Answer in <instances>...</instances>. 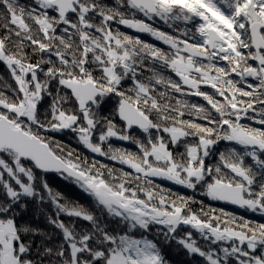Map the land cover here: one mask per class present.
<instances>
[{"label":"snow or ice","instance_id":"1","mask_svg":"<svg viewBox=\"0 0 264 264\" xmlns=\"http://www.w3.org/2000/svg\"><path fill=\"white\" fill-rule=\"evenodd\" d=\"M113 22L167 50L114 30ZM0 32V63L15 84L0 80V264H168L156 242L117 233L107 218L145 232L159 226L166 241L206 264H264V223L211 208L194 212L191 197L174 196L152 179L201 187L211 200L264 214V0H116L114 7L102 0H0ZM113 97L112 115H101ZM133 128L146 138L132 136ZM63 131L131 171L81 159L46 135ZM112 138L134 142L139 152L113 148ZM221 141L240 150L206 163ZM36 170L65 174L94 198L97 211L65 201ZM30 201L54 206L46 219L62 235L57 246L42 240L33 251L22 239H51L39 227L18 225ZM61 216L90 229L78 231L75 220ZM181 226L227 246L201 248L191 231L177 237Z\"/></svg>","mask_w":264,"mask_h":264},{"label":"trees","instance_id":"2","mask_svg":"<svg viewBox=\"0 0 264 264\" xmlns=\"http://www.w3.org/2000/svg\"><path fill=\"white\" fill-rule=\"evenodd\" d=\"M19 2L21 4H30L31 0H19ZM102 2L108 4L109 6H113V7L116 6V0H102ZM111 26L114 30L118 29L119 31H122L128 35L138 36L146 42L155 44L157 47H161L167 50L166 45H163L162 42L156 41L154 38H152L151 36L145 33L135 32L132 29H128L123 25L117 24L116 22H113ZM154 26L159 27L165 31H171V29H168L166 25L162 24L159 21H156ZM0 34H2V32H0ZM38 58L39 57L37 55H33L31 57L32 62L35 63ZM45 67H47V65H45ZM164 74L172 76L173 79H177L174 75H172L170 72L166 70L164 71ZM96 75H99V73L97 72ZM145 75H148V73H145ZM0 80H6L9 84L15 87L14 82L11 80L10 73L8 72L5 65L2 63H0ZM130 85H131L130 80L124 81L125 87H129ZM54 86L55 85H53V87ZM202 90L208 93H212L213 91L211 88L208 87H203ZM183 98L187 99L190 103L205 105L207 107V102L204 101L202 97L188 96ZM48 103L49 101L46 99L45 102L41 105L42 112L48 107ZM115 105H116V98L114 97L110 98L108 102L104 104L103 107L101 108L100 114L103 116H111ZM68 107L75 108V105L70 104L68 105ZM184 118L194 119L196 120V122L204 123V121H201L195 117H190L188 115H186ZM114 119L117 126L123 129V122H121L118 117H115ZM243 123L248 124L252 122L245 120L243 121ZM253 126L259 127V125L256 124H253ZM128 131L132 136H134L137 139H145L147 135V134H142L141 131L138 129H133ZM46 135L51 140H53V142H59L60 144H62L65 147L66 151L74 150V153L76 155H79L81 159L86 158L89 162L98 161L99 163L106 164L109 167L116 170L131 171V169H129L127 165H121L117 161H112L107 157L99 156L97 154L90 152L86 147H84V145H82L79 142L76 134L72 133L71 131L49 132ZM190 142H194V141H190ZM109 143L113 148H121L127 150L128 152H133V153L139 152L137 145L132 141H121L119 139L112 138L109 141ZM170 147L172 146L170 145ZM105 148H107V145H105ZM232 148H235L238 151L240 150V146L234 143H230L226 141L219 142L213 149L212 154L207 158L206 163L210 165H215L219 159V153L226 152ZM174 151L175 152L183 151V146L175 148ZM246 162L251 163L250 160H246ZM36 174L42 180L46 181L49 184V186L53 189V191L59 192L64 197L65 201L69 203H78L92 211H97L95 207L94 198L91 197L88 193H86L83 189H81L80 186L76 184L72 179L66 178V176L62 174H44L39 170H36ZM152 179L155 185H158L159 188L164 189L167 192H170L174 196L179 195L184 197H191L194 202L190 204V207L194 212H199L201 207H203L205 210L211 208V209H216L217 212L223 210L227 213L234 215L235 217H237V219L243 218L245 220L251 221L254 224L264 223V214L260 213L259 211L253 212L246 208L239 209L233 205L226 204L222 201L211 200L210 198L204 195L203 189L201 187H198L195 191H193L191 189H187L181 185L175 184L166 179H162L159 177ZM39 184L40 181L38 180L37 181L38 187ZM0 199H2V197H0ZM54 212L55 209L51 203L46 202L44 205L41 206L38 205L35 201H30L27 211L21 213L18 216L17 219L18 225L22 226L27 222L33 227H39L45 234L51 235V239H45L44 237L41 236L33 237L31 233L27 235H23L22 239L24 240L25 243L32 242L33 251L36 250L37 246L40 245L42 240L49 247H55L59 243H61L62 235L60 231L52 227L50 224H48L46 219L47 214H54ZM61 219L64 220L66 223L70 220H75V226L78 231L90 229V225L82 220L70 218L67 216H61ZM107 222L109 224L110 229L114 230L117 233L127 232L134 239L147 238L156 242L159 248L161 249L164 258L168 262V264H206L204 258L198 255H191L187 253L182 248V246H180L175 240L166 241L164 237L159 234V226L153 225L147 232H145L142 229H128L124 225L112 221L110 218H107ZM189 231L193 233V236L197 239V242L201 248L204 249L211 248L219 251L220 248L227 246V244H215V245L210 244L209 242L201 239L198 233H196L193 229L187 226H181L177 230L176 235L177 237H182Z\"/></svg>","mask_w":264,"mask_h":264},{"label":"water","instance_id":"3","mask_svg":"<svg viewBox=\"0 0 264 264\" xmlns=\"http://www.w3.org/2000/svg\"><path fill=\"white\" fill-rule=\"evenodd\" d=\"M134 129V128H133ZM45 174H62V173H58V172H55V171H50V172H46ZM65 175V174H64ZM226 203V202H225ZM227 204H230V203H227ZM230 205H232V204H230ZM234 206H236L237 208H241V207H239V206H237V205H234Z\"/></svg>","mask_w":264,"mask_h":264},{"label":"rangeland","instance_id":"4","mask_svg":"<svg viewBox=\"0 0 264 264\" xmlns=\"http://www.w3.org/2000/svg\"><path fill=\"white\" fill-rule=\"evenodd\" d=\"M66 176V175H65Z\"/></svg>","mask_w":264,"mask_h":264}]
</instances>
